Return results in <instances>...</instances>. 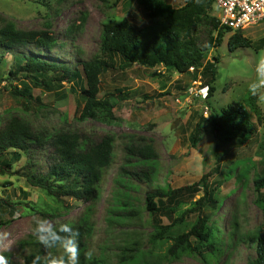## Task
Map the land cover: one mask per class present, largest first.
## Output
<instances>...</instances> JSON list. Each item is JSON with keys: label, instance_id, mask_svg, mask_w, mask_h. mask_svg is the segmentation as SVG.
Segmentation results:
<instances>
[{"label": "rangeland", "instance_id": "obj_1", "mask_svg": "<svg viewBox=\"0 0 264 264\" xmlns=\"http://www.w3.org/2000/svg\"><path fill=\"white\" fill-rule=\"evenodd\" d=\"M166 1L174 8L183 5V0ZM212 14L216 16L214 6ZM82 16L85 19L81 30L66 36L65 30L71 25L74 30ZM123 20L148 34L164 26L160 18L150 20L135 0H0V28L12 22L17 29L24 31L49 30L58 42V47L50 56L57 62L71 66L78 58V51L81 60H89L98 52L103 24H115ZM241 34L251 42L250 47L229 52L227 40L230 34H225L221 46L210 49L206 54L207 61L214 56L219 57L211 96L204 84L201 68L179 74L163 66L149 69L138 64L126 65L116 58L114 69H108L100 76V96L114 90L126 94L125 100L116 101L113 112L118 120L112 125L77 119L84 100L74 85H35L24 75H17V79L11 78L8 72L12 69L14 59L12 55H6L0 68V124H4L10 116L17 115L35 129L77 131L93 135L95 139L108 134L114 139V159L99 184V198L87 203L66 199L64 204L71 206L66 211L62 203L26 182L24 166L30 162L34 164L31 166L33 171L43 170L46 165L44 155H32L30 159L22 155L21 160L13 163L5 175H0V198L15 204L13 213L0 209V234H7L0 241V255L7 254L9 264H22L29 248L20 242L29 236L33 237L34 221L43 218L41 212H57L55 218L47 219L57 226L76 222L87 208L90 209L93 232L86 243L88 251L93 252L92 257H105L114 264L119 249L133 241L143 244L145 250L150 248L147 234L152 231V221L160 220L163 225L169 222L164 216L153 217L144 210L145 193L165 184L171 188L191 185L210 172L216 161L213 153L214 134L209 124H203L201 139L193 146L190 137L195 124L200 117L206 118L211 110L218 112L233 102L244 105L243 101L249 93L247 86L254 79L253 68L257 56L264 54V22L248 27ZM52 75L48 73L47 77ZM194 76L200 77L201 85L189 93ZM17 90L28 91L31 99L18 95ZM257 105L264 116V104L257 102ZM252 120L256 127L255 134L243 146H224L219 155L218 168L216 172L212 170L210 178L211 187L215 186L216 194L223 199L221 207L210 221L223 231L221 236L225 241L233 222H237L243 235L253 231L264 234V219L261 210L254 204L256 193L252 181L255 175L264 172V120L260 126L256 124L255 118ZM141 139L150 143L158 155L157 178L150 185L133 182L134 189L129 194L140 212V220L110 224L107 218H114L109 210L114 205V179L124 161V146L129 141ZM236 161L241 175L249 168L247 181L225 179V173ZM199 196L200 193L192 198L186 195L184 199L187 203L180 208L181 212L189 208V202ZM210 211L206 209V212ZM194 219L195 216L190 215L183 224L174 228V232L187 231ZM158 250L156 247L154 252ZM60 254L59 250L52 252L45 249V255ZM254 256V250L247 244L237 242L229 246L217 262L206 263L198 257H183L166 264H246Z\"/></svg>", "mask_w": 264, "mask_h": 264}, {"label": "trees", "instance_id": "obj_2", "mask_svg": "<svg viewBox=\"0 0 264 264\" xmlns=\"http://www.w3.org/2000/svg\"><path fill=\"white\" fill-rule=\"evenodd\" d=\"M135 1L150 20H162L164 26L159 31L148 34L135 29L126 20L115 24L105 23L99 35L98 52L89 60H81L78 51V58L71 66L57 62L50 56L58 47V42L49 30L24 31L17 29L14 23L7 22L0 28V68L5 56L12 55L13 66L8 74L13 79H17V75H24L35 85L49 83L50 86L55 84L59 87L66 83L78 87L84 103L77 119L112 125L118 120L113 112L116 101L125 100L126 94L114 90L100 96V76L106 70L114 69L116 58L126 65L138 64L149 69L163 66L179 74L190 72V68H201L204 84L211 96L219 57L214 56L207 61L205 57L208 51L220 47L225 34H230L227 40L229 52L251 45L241 31L232 33L219 26L218 19L212 14L214 0H200L199 4L194 0H183L179 8H174L166 0ZM84 19V16L80 18L74 30L73 25L69 26L65 35L70 36L75 30H81ZM48 73L53 74L52 77L48 78ZM17 93L31 99L26 90H17ZM243 104L233 102L218 112L211 110L209 116L200 117L195 124L190 137L193 146L201 139L203 124H209L214 134V172L218 168L223 147L230 144L245 145L256 132L252 118H255L258 126L264 120L256 97L248 93ZM36 154L44 155L45 168L33 171L31 166L34 164L27 162L23 171L26 182L62 203L63 208L69 211L71 206L64 204L66 199L87 203L99 198V184L114 159V139L108 134L95 139L93 135L77 131L35 129L17 115L10 116L4 124H0V175H5L13 163L21 160L22 155L29 158ZM237 163L233 162L229 172L225 173V179L247 181L249 168L241 175ZM212 170L191 185L171 188L165 184L145 193L144 210L153 217L164 216L169 223L163 225L160 220L152 221V231L147 234V242L151 247L145 250L143 244L133 241L119 249L114 264H166L183 257H198L206 263L217 262L228 247L237 242H244L255 252V256L248 259L246 264H264V234L253 231L243 235L237 222H233L225 241L221 236L223 231L210 221L223 203V199L216 194V187H211ZM157 175L158 155L153 146L144 139L127 142L124 146V161L114 179V205L109 210L114 218L108 217L107 222L140 220V212L134 206L129 192L134 189V181L150 185L155 182ZM252 181L256 193L254 204L261 210L264 219V172L255 175ZM198 193L199 198L189 202V208L181 212L180 208L187 203L184 197L189 195L192 198ZM14 208V203L0 198V209L13 213ZM206 209L211 211L206 212ZM89 211L87 208L76 222L67 223L79 232L80 264H111L105 257H92L89 260L85 256L88 252L86 239L93 232ZM40 215L44 219L55 218L57 212H41ZM190 215H194L195 219L187 231L175 233L174 228L183 224ZM20 243L29 248L22 264H32L36 256H45V248L35 238L29 236ZM156 247L160 253L154 252ZM49 250L61 252L59 248Z\"/></svg>", "mask_w": 264, "mask_h": 264}, {"label": "clouds", "instance_id": "obj_3", "mask_svg": "<svg viewBox=\"0 0 264 264\" xmlns=\"http://www.w3.org/2000/svg\"><path fill=\"white\" fill-rule=\"evenodd\" d=\"M194 2L199 4L200 0H194ZM253 71L254 79L248 84L247 89L251 96L257 98L258 103L264 104V54L257 56ZM31 234L45 249L59 248L61 250L58 256H36L32 264H80V248L77 241L79 232L70 224L62 223L57 227L47 219L38 218L34 221ZM6 235V233L0 234V241H3ZM85 256L90 260L93 252L89 250ZM0 264H9V259L0 255Z\"/></svg>", "mask_w": 264, "mask_h": 264}, {"label": "built area", "instance_id": "obj_4", "mask_svg": "<svg viewBox=\"0 0 264 264\" xmlns=\"http://www.w3.org/2000/svg\"><path fill=\"white\" fill-rule=\"evenodd\" d=\"M213 6L219 26L229 29L232 33L243 32L248 27L264 22V0H214ZM193 70L190 68V72ZM199 85L200 77H196L189 93Z\"/></svg>", "mask_w": 264, "mask_h": 264}]
</instances>
